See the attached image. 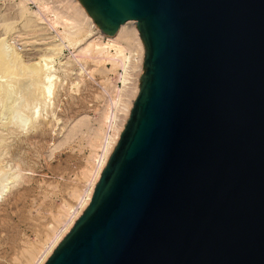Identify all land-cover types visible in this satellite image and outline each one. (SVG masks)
<instances>
[{
  "label": "water",
  "instance_id": "water-1",
  "mask_svg": "<svg viewBox=\"0 0 264 264\" xmlns=\"http://www.w3.org/2000/svg\"><path fill=\"white\" fill-rule=\"evenodd\" d=\"M135 21L139 93L45 264H264V0H78Z\"/></svg>",
  "mask_w": 264,
  "mask_h": 264
},
{
  "label": "rangeland",
  "instance_id": "rangeland-1",
  "mask_svg": "<svg viewBox=\"0 0 264 264\" xmlns=\"http://www.w3.org/2000/svg\"><path fill=\"white\" fill-rule=\"evenodd\" d=\"M21 1L0 0V40L6 39L22 65L51 55L50 48L57 43L62 47L48 64L52 94L31 105L22 101L33 89L27 79L26 83L18 78L12 68V75L0 71V83L8 89L0 94V139H4L0 141V264H31L33 257L39 259L49 240L78 210L90 189V172L103 142L110 140L125 115L123 105L133 80L131 60H137L128 50L112 63L83 57L81 49L97 35L95 31L80 35L75 48L63 40L64 28L53 22V11L71 12L66 0H46L50 10L45 13L27 3L28 25L21 18Z\"/></svg>",
  "mask_w": 264,
  "mask_h": 264
},
{
  "label": "bare ground",
  "instance_id": "bare-ground-1",
  "mask_svg": "<svg viewBox=\"0 0 264 264\" xmlns=\"http://www.w3.org/2000/svg\"><path fill=\"white\" fill-rule=\"evenodd\" d=\"M29 2L35 3L40 12L42 11L45 13V12L50 10L49 2L46 0H28L26 2H22V1L19 2L20 3L19 6H20L21 18H23L22 20H24L25 24H27V25L30 21V19H28L29 21L27 20V18H28L27 15L28 14L30 15V12H28V10L26 8V4ZM64 3L65 4L67 3L66 6L69 7V8L66 7V10L67 11L71 10V12H67V15H65L66 13H64V15H63L62 12L59 13L58 11H53V10L52 11L54 12L53 13V17H54L53 22H54V20L57 21V23H55V22L54 23L57 26H59V27L63 26V28H64L65 34H64L63 40H65V42L72 43L71 45L75 48L76 46H79V43H78L79 40L78 39H80L81 36H84V33H91L92 31L96 32L95 35H97V37L94 39H92V37L89 38L90 39L89 42L85 46L83 45L84 47L80 51V53L82 55H84L83 57H86V56L93 57V58L97 59V62H99V63H105V62L112 63V62H114L116 57L120 56L124 51L128 50L129 54H130V58L133 59V55H134L133 52H134L137 60H131V69H132L133 80H132V84H130L131 88H130V91L128 92V95H127L128 99L124 101V105H123V111H124L125 115L122 118L121 123H118L119 126L116 127L115 129L113 128L114 129V132H113L114 135L110 138V140L108 139V140H105V142H103L104 144L101 147V155L97 157L95 167H93L94 169L92 170V172H90V174H91L90 175V182H89L90 183V189L88 190L86 195L79 201L78 210L76 209L74 212L72 211L73 213L71 214L70 219L61 227L62 228L61 231L59 230L60 232L54 234L53 235L54 237L49 240V242L46 245L47 247L45 248V250L40 253L39 259L35 258L36 259L35 260L34 257L32 258L33 262L31 264H45L46 261L48 260V258L52 255L55 248L66 237V235L71 231V229L74 226V224L76 223V221L83 214L85 209L88 207L89 199L93 195L94 187L97 184L98 180L100 179L101 173L105 169L111 155L113 154V152H114V150H115V148H116V146L120 140V136H121L122 132L124 131L125 125H126L128 119L130 117L131 110L133 108V104H134V102L138 96V93H139L138 84H139V79H140L141 73H142V65L144 62L143 60H144V55H145V50H143L144 46H143V43H142V40H141V37H140V34H139L138 29H137L135 21H128V22L124 23L123 25L120 26V28L117 30V32L112 36L105 35L104 33H102L100 31V29H98L96 27V25L93 22V19H91L86 14L83 6L80 4V2L78 0H66ZM49 14H51V13L49 12ZM36 15H38V14H36ZM40 17H43V13H42V16H40ZM56 25H54V26H56ZM48 26H49V24H48ZM5 33H7V32H5ZM85 36L87 37L86 34H85ZM77 37H79V38L77 39ZM57 39H58V37H57ZM101 39L106 40L107 41L106 44L100 42ZM5 40L4 39L0 40V71L2 70L3 74H4L7 70H9L8 71V73H9L11 71L10 68H12V69H14L13 71L16 70L18 72V75H17L18 78H19V76L24 78L25 82H26L25 79H27V81L29 82V85L33 87V89L28 91V92H26V90H24L26 92V95H25V99L24 100L22 99V101L26 100V104L31 105L30 102H32V104H33L34 100L37 101V98H39L40 96H43V98H44V96L50 97V95L52 93H50V85H51L50 84V75H49L50 69L48 68V64L51 61V59L53 58L52 56H55L60 52V48L62 47V43L61 42H60V44L57 43V45H55L53 48L52 47L50 48V50L52 49L50 51L51 55L42 56L40 61H38L37 63H35L31 66L27 65V66H29V67H27L24 64H23L24 66L22 65V62L19 61L17 54L13 53L14 51L11 52L12 50L11 49L9 50V46L5 42ZM109 49H113L115 51V54L111 55L108 51ZM47 52L50 53L49 51H47ZM121 63L122 62H120V64ZM8 73H7V75L11 74V72H10V74H8ZM14 73H16V72H14ZM14 76H13V78H14ZM22 80L23 79H20L19 82H21ZM17 82L18 81H16V83ZM9 84H11V83H9ZM22 87H21V89H22ZM10 89H12V87ZM6 90H7V92H6ZM17 90H19V89L17 88ZM2 93H8V89H4V85H2V83H0V94H2ZM24 93H23V95H24ZM108 119H110V117ZM14 122L16 123V121H14ZM11 123H13V122H11ZM20 123L17 121L16 125L21 126ZM16 125H14V126L16 127ZM0 133L2 134L3 132H0ZM0 138H2V137L0 136ZM1 140L2 139H0V141ZM0 143H2V142H0ZM1 165L2 164L0 162V166ZM1 169H0V171H1ZM2 193H3V191H0V197L2 196L1 195ZM36 251H38V250H36Z\"/></svg>",
  "mask_w": 264,
  "mask_h": 264
},
{
  "label": "built area",
  "instance_id": "built-area-1",
  "mask_svg": "<svg viewBox=\"0 0 264 264\" xmlns=\"http://www.w3.org/2000/svg\"><path fill=\"white\" fill-rule=\"evenodd\" d=\"M29 7L35 8V5L31 2H29Z\"/></svg>",
  "mask_w": 264,
  "mask_h": 264
}]
</instances>
